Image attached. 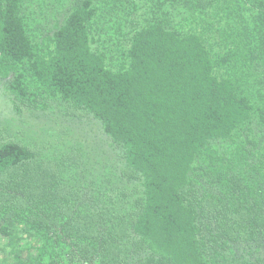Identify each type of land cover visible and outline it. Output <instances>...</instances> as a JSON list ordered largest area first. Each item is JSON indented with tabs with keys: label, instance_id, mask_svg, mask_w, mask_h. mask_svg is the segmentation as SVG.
<instances>
[{
	"label": "trees",
	"instance_id": "trees-1",
	"mask_svg": "<svg viewBox=\"0 0 264 264\" xmlns=\"http://www.w3.org/2000/svg\"><path fill=\"white\" fill-rule=\"evenodd\" d=\"M0 81L117 158L0 118V264H264V0H0Z\"/></svg>",
	"mask_w": 264,
	"mask_h": 264
},
{
	"label": "rangeland",
	"instance_id": "rangeland-1",
	"mask_svg": "<svg viewBox=\"0 0 264 264\" xmlns=\"http://www.w3.org/2000/svg\"><path fill=\"white\" fill-rule=\"evenodd\" d=\"M68 10V9H67ZM65 13H60L59 17H55V21L50 22L43 19L42 24L44 25V35L47 34L50 29H52V24L54 26L55 22L60 21ZM51 13V12H50ZM49 13V14H50ZM41 116L39 119L35 116L25 113L23 117L17 115L13 111V107L5 93V88L3 82L0 81V118L8 122L11 126L21 127L23 129H30L28 125H34V131L40 136V138H47L48 135L44 131H51L55 134H65L67 133V140H76L80 143L91 147L94 149L104 150L110 157H114L116 160V153H114L110 146V139L104 135L101 125L94 119L87 118L82 122L73 123L71 121H65L62 118L50 115V117L44 116L43 114H38ZM22 119H25L23 121ZM25 123H23V122ZM25 125L26 127H23ZM5 246V241L0 239V257L1 250Z\"/></svg>",
	"mask_w": 264,
	"mask_h": 264
}]
</instances>
